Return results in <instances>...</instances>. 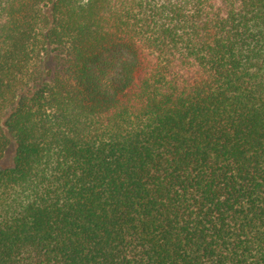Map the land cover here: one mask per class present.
<instances>
[{"label":"trees","instance_id":"1","mask_svg":"<svg viewBox=\"0 0 264 264\" xmlns=\"http://www.w3.org/2000/svg\"><path fill=\"white\" fill-rule=\"evenodd\" d=\"M0 264H264V0H0Z\"/></svg>","mask_w":264,"mask_h":264},{"label":"rangeland","instance_id":"2","mask_svg":"<svg viewBox=\"0 0 264 264\" xmlns=\"http://www.w3.org/2000/svg\"><path fill=\"white\" fill-rule=\"evenodd\" d=\"M12 145H10L8 151L6 152V154L0 158V168H4V167H7L11 164V161H12Z\"/></svg>","mask_w":264,"mask_h":264}]
</instances>
